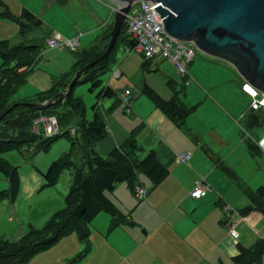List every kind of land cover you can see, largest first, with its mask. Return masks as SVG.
<instances>
[{
  "label": "crops",
  "instance_id": "0c3cea01",
  "mask_svg": "<svg viewBox=\"0 0 264 264\" xmlns=\"http://www.w3.org/2000/svg\"><path fill=\"white\" fill-rule=\"evenodd\" d=\"M58 1L64 3L65 9L52 5L51 10L60 12V20L66 17L67 21L64 22V30L49 22L48 25L53 28L46 40L58 36L73 41V45L68 46L72 54L91 46L103 36L106 27L112 22L116 7L107 0ZM28 3H32V0H0V14L7 10L19 17L27 8L42 19L44 24L45 15L32 10ZM13 6L17 8L16 12ZM9 20L0 16V40H9L12 45L22 43L25 38L20 34L19 27L16 29ZM12 32L17 33L16 39L11 36ZM28 36L29 33L27 39ZM45 43L42 44V50L46 48ZM125 55L120 63L117 58L110 71H113V75L106 83L117 91L118 96L104 98L113 100L107 106H104V99L98 104L99 111L104 114L107 135L97 143L96 150L104 156L108 155L114 148H120L131 132L140 127L139 141L144 151L149 148L150 151L154 150L159 160L167 166L169 174L157 186L151 184L145 176H140L138 183L149 189L144 199L137 198L132 190L133 196L130 195L125 187H121L120 199L110 197L108 193L117 203L122 222L111 229L112 216L101 212L91 224L92 234L88 240L91 250L80 264H231L242 247L250 248L264 241V214L260 211L246 215L241 213V209L251 202L249 193L264 187V138L257 140L251 135L242 136L246 129L249 132L264 127V124L256 126L251 120L252 115L256 111H264V107H251L253 96L244 90V86L248 84L251 91L252 85L229 63L210 64L218 69L217 73L209 71L212 67H206L204 72L203 68L202 72L194 71L206 85L201 80L190 81L189 78L184 84L183 76L169 60L149 61L148 64L142 54L140 56L144 59ZM0 59L1 66L3 60ZM174 70L181 78L177 77ZM116 71H119V77H115ZM180 80L182 91L178 89ZM145 86L166 100L178 95L186 106L196 108L183 124L178 125L143 93ZM135 87L138 92H135ZM126 89L133 93L132 113L129 116L119 101L120 93ZM35 93L21 94L15 96V99ZM241 121L244 123L241 124ZM69 150L70 142L69 146L68 143L62 145L59 153L64 154ZM185 153L190 154V157L179 162L178 155ZM59 157L54 155L50 159L43 158V166H39L41 168H37L38 171H32L25 182L20 176L17 197L22 196V200L12 205L16 215L22 217L23 210L38 196L41 202L39 214L43 215L38 225H42L65 205L66 196L63 190L58 189V183L51 187H41L45 184L43 173ZM75 157V161L82 164L80 154L76 153ZM200 178H205L213 189L203 198L196 199L190 195V191ZM70 184L71 180L69 188ZM122 184H118L114 191L117 192ZM22 186L24 191L21 195ZM43 191L44 195H38V192ZM29 196L35 198L31 200ZM25 229L22 224L15 237L19 238L26 232ZM232 229L239 233L237 239L230 235ZM67 238L69 236L34 257L40 262L44 259L43 264H67L71 255L77 253L80 247L63 255L60 246L66 242L63 240L68 241ZM72 238L77 245L79 239ZM256 264H264V256Z\"/></svg>",
  "mask_w": 264,
  "mask_h": 264
},
{
  "label": "trees",
  "instance_id": "16d2710c",
  "mask_svg": "<svg viewBox=\"0 0 264 264\" xmlns=\"http://www.w3.org/2000/svg\"><path fill=\"white\" fill-rule=\"evenodd\" d=\"M0 16L20 22V34L25 38L17 45H12L9 40H0V58L3 60L0 66V116L14 103H18L0 120V173L7 177L9 184L8 188L0 190V203L8 199L14 202L20 190L18 167L4 157L7 152L31 151L36 155L49 151L55 142L66 138L70 142V150L55 159L43 173L46 182L42 188L56 185L64 170L71 169L73 172L65 205L42 227L29 226L26 232L16 239L0 238V264H28L35 255L50 250L63 238L74 233L87 244L86 250L79 254L78 260L81 261L90 252V223L99 213L105 212L112 216L111 229L122 222L121 212L108 196V192H113L116 186L123 182L135 192L140 175L157 186L169 174L167 166L159 160L154 150L144 158L140 157L144 150L139 141L140 127L131 132L120 148H114L108 155L104 156L96 150L97 143L107 135L104 114L99 111L98 104L104 98L118 96L117 91L109 85H104L101 78L112 70L119 52L126 47H134L136 41L132 39L124 23L109 56L90 68L77 81L67 99L52 107L37 109L24 103L43 104L51 99L57 100L60 93L67 90L76 73L106 51L114 21L106 27L103 36L94 44L73 52V65L69 70L53 76L50 88L16 100L14 97L42 58L43 45L26 37L34 27H41L43 21L27 8L19 17L7 10ZM187 79L188 74L183 76L184 84L188 82ZM82 82L91 83L92 92L99 89L97 102L92 107V120L86 116L87 108L82 98L73 94L74 88ZM143 93L178 125L183 124L196 108L186 106L179 100L177 93V96L170 100L162 98L149 86L144 87ZM119 101L122 104L120 99ZM53 116L57 119L60 133L46 136L43 128L39 134L34 133L33 124L36 119ZM252 116L253 124H264V111H256ZM73 129L75 135L71 134ZM256 147L260 149L259 146ZM76 153L80 154L82 164L74 160ZM249 197L251 202L241 209V213L246 215L252 211H260L264 214V187L250 192ZM263 256L264 241H259L250 248L242 247L240 254L233 258L231 264L260 263ZM70 261L67 264H77L76 259L69 263Z\"/></svg>",
  "mask_w": 264,
  "mask_h": 264
},
{
  "label": "water",
  "instance_id": "95a60500",
  "mask_svg": "<svg viewBox=\"0 0 264 264\" xmlns=\"http://www.w3.org/2000/svg\"><path fill=\"white\" fill-rule=\"evenodd\" d=\"M116 6L114 26L106 51L79 70L57 100L28 107L48 108L67 99L77 81L105 60L121 33L132 6L142 0H107ZM152 1L164 28L213 58L226 61L252 87L264 94V0H143ZM157 2V5H155ZM14 103L0 120L13 110Z\"/></svg>",
  "mask_w": 264,
  "mask_h": 264
},
{
  "label": "rangeland",
  "instance_id": "374dc122",
  "mask_svg": "<svg viewBox=\"0 0 264 264\" xmlns=\"http://www.w3.org/2000/svg\"><path fill=\"white\" fill-rule=\"evenodd\" d=\"M27 5L32 10L39 13L40 15H45L44 24L41 27H39V26L34 27V29L29 33L28 39H33L32 41H35V42L40 43V44L45 43L47 36L50 34V32L52 31L51 29L53 28L52 25H48L49 22H53L56 26H59V27L63 28L62 30H64V26H65L64 22L67 21L66 17H64V18H62V20H60V17L58 16V14H60V12H54L51 10L52 5H55V7H57V5H58V7H62L63 9H65L64 3H59L58 0H32V3H30V4L28 3ZM137 5H139V3H137ZM13 10L16 12L17 8L13 6ZM90 10L94 11L92 8H90ZM86 12L83 14L84 18H85ZM114 17H115V13L112 17V22L114 21ZM74 21H75V19H74ZM9 22L12 23L13 25H15L16 29H18V27H19V30H20V24L17 21L9 20ZM12 24H9V25H12ZM71 25H73V23ZM16 34L17 33L12 32L11 36L16 39V37H17ZM18 42H20V41H18ZM192 47H193L194 52H195L194 60L187 65V69H188V73H189L188 78L190 79V81L191 80L192 81L193 80L194 81L201 80L200 77L198 76V74L195 72H197V71L202 72V68H203V72H204V71H206L205 69H207L206 67H212L214 64H217V63L223 64V65L227 64L226 61L208 56L205 53H203L202 51H200L198 48H196L194 46H192ZM128 55H131L130 57H132V58L139 57V59H144V58H142L143 56L141 57L140 56L141 54H139L138 52H132ZM125 56L126 55H125L124 51L119 52V54H118L119 63H120L121 59H123ZM73 58H74V56L71 52L70 47H68V46L64 49H61V48L48 49V50L46 49L43 53V58H41V60L38 62V64L35 67V72L32 73L33 75L28 79V81L18 91V93H19L22 89H24L23 92H20L19 94L17 93L16 97L20 96L21 94H25V95L33 94L34 92H38V91L46 90V89L50 88L52 85L51 75L52 76L57 75L63 71L69 70V68L72 65ZM0 62H1V59H0ZM210 64H212V66H210ZM209 71L213 72V73H217L218 69L216 67H212V68H209ZM175 73L177 75L176 71H175ZM231 74H232V72H231ZM111 75H113V71L108 72L106 75L102 76L101 79H103L104 85H107L106 83H107V81ZM177 77H178V75H177ZM178 78H181V76H179ZM180 81H181V83L178 84V89L181 90L182 80H180ZM202 83H204V82L202 81ZM91 85H92L91 83H87V82L79 83L74 88V93H73L75 97L82 98V100H83V102L87 108L86 116L89 120L93 119L92 105L97 102V94L99 92V89H96L92 92L90 90ZM135 92H138V89L136 87H135ZM260 97H261V95H259V98ZM14 99H15V97H14ZM251 101H252V99L249 100L250 103H251ZM112 102H113V100H111V99H104V106H107L109 103H112ZM125 114L128 116L130 115V113H126V112H125ZM128 116H126V117H128ZM242 122L244 123V121H241V124H243ZM247 132H248V129L244 130L242 132L243 133L242 136L251 135L252 137L254 136L257 140H261L262 138H264V127H262V126H261V128H258V130H252V131L250 130L248 133ZM67 143L69 146L68 140L66 138H62L58 142H56L55 146H52V148L47 152H41V153L35 155L31 151H12V152H7L6 154H4V157L9 162H11L13 165L18 167L19 175L21 176V179L23 180V182H25V180H27L26 177H29L28 175L30 173H32V171H38L37 168H41L39 166H43V163H41V160L43 158L47 157L50 159L54 155L55 156L58 155V157H59L61 154H63V153H59V148L62 147V145H64V144L67 145ZM149 152H150V148L148 149V151L143 150L140 153V157L144 158ZM75 159H76V157L74 158V160ZM72 175H73L72 170L66 169L61 173L60 178L58 180V189L60 191L63 190L64 196H66L69 192V189H70L69 188V181L71 180ZM140 176H142V175H140ZM42 177L44 179L43 175H42ZM148 181H150V180H148ZM27 182H30V181L28 180ZM44 183H45V180H44ZM150 183H151V181H150ZM8 185L9 184H8L7 177L4 174L0 173V190L8 188ZM121 187H125L127 192L133 196V193H132L131 189L129 188V186L127 185V183L123 182V184L119 186V189L117 192H115V191L114 192H108V193H110V197L112 196L115 198V196H116L120 199V196H122ZM23 191H24V186H22L21 195H22ZM43 193H45V192L44 191L38 192V195H40V196L44 195ZM37 197L38 196H36V199L32 202V204H30V206L26 207L23 210L22 213H24V214H22V217L16 215V213H14L12 210L13 203L15 204V202L22 200V196H20L19 198L17 197L14 202H11L8 199V200H4L0 203V238H10V239L17 238V237H15V236H17V235H15L16 231L18 228L19 229L21 228L22 224H24V226L26 228L25 231L29 228V226H34V227L40 228L45 224L44 223L41 225L39 223L40 225H38L39 218L43 217V215L39 214L41 212V209H39V206H41V202H39V198H37ZM28 198L33 200L35 198V196H29ZM99 214H101V213H99ZM23 219H25V222H23ZM30 220H31V223H29ZM27 221H29V222H27ZM92 222L90 223V229H91ZM91 234H92V229H91ZM72 237L79 239L78 236L76 235V233L70 235L69 238H67L68 241L63 240L66 242H64V243L62 242L63 244L60 246L61 247L60 249H61L62 254L65 255V254L70 253L72 250L78 248L80 245L79 249H77V253H73V255H71V259H69V260H71L70 263L72 262L73 259H76L77 260L76 263L80 264L84 258L81 261H79L78 260L79 254H80V252L82 253L83 251L86 250L87 244L79 239V242L76 245V243L74 242V238H72ZM90 237H91V235H90ZM90 237H89V241H90ZM34 258H32L28 264H35V263L43 264L44 259L40 262L39 260H37V258H35V259Z\"/></svg>",
  "mask_w": 264,
  "mask_h": 264
},
{
  "label": "built area",
  "instance_id": "2783aa9c",
  "mask_svg": "<svg viewBox=\"0 0 264 264\" xmlns=\"http://www.w3.org/2000/svg\"><path fill=\"white\" fill-rule=\"evenodd\" d=\"M139 3V5H137ZM135 3L130 12L127 14L125 24L127 31L136 41L134 47H126L125 53L130 54L132 52L141 53L145 59L156 61L160 59L171 61L179 73L182 76L188 74L187 65L194 60V44L184 42L178 38L170 35L164 28L162 17L158 14L157 7H154L152 1H139ZM157 5V2H155ZM47 50L55 48H64L66 46H72L73 41L65 40L58 36H52L47 39ZM44 53V52H43ZM154 69L155 66L152 65ZM115 77H119V71L115 72ZM248 88V86H246ZM249 91V89H246ZM254 97L251 103L253 109H259L264 107V99L259 98L255 92L250 91ZM264 97V96H263ZM120 100L126 113L132 112L133 94L130 89H126L120 94ZM41 128L44 129V135L52 136L60 133L58 122L56 117H40L34 121L33 131L39 134ZM75 130H72L74 133ZM190 157V154L185 153L178 155L177 160L179 162L186 161ZM213 187L205 178H200L195 182L194 187L190 191V195L193 198L200 199L206 196ZM136 196L139 199H144L148 196L149 190L143 186H136ZM230 235L237 239L239 233L237 230H230Z\"/></svg>",
  "mask_w": 264,
  "mask_h": 264
},
{
  "label": "bare ground",
  "instance_id": "6f19581e",
  "mask_svg": "<svg viewBox=\"0 0 264 264\" xmlns=\"http://www.w3.org/2000/svg\"><path fill=\"white\" fill-rule=\"evenodd\" d=\"M248 89H250L249 88V86H248ZM56 98V97H55ZM67 101V100H66ZM257 151V150H256ZM251 154V153H250ZM256 154V153H255ZM69 174V173H68ZM61 175V174H60ZM135 195H136V193H135ZM137 197V196H136ZM138 198V197H137ZM72 204V203H71ZM116 217V216H115ZM118 219V218H117ZM54 235V234H53ZM53 243V242H52ZM77 261V260H76ZM70 263V262H69ZM78 264V263H77Z\"/></svg>",
  "mask_w": 264,
  "mask_h": 264
}]
</instances>
